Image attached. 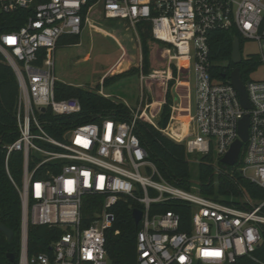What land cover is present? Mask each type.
I'll return each mask as SVG.
<instances>
[{
    "label": "built area",
    "instance_id": "2783aa9c",
    "mask_svg": "<svg viewBox=\"0 0 264 264\" xmlns=\"http://www.w3.org/2000/svg\"><path fill=\"white\" fill-rule=\"evenodd\" d=\"M0 6L5 12L31 10L19 29L0 35V51L20 88L17 137L3 144L6 171L22 201L18 264H112L107 231L114 207L128 199L143 212L138 264H264L256 256L264 243V196H242L241 205L227 204L176 186L160 175L136 132L144 116L159 128L164 102L153 114L148 81L162 79L166 89L175 80L190 88L193 77L189 130L182 139L168 135L183 143L187 154H213L221 161L241 139L239 123L249 114L248 139L235 166L264 191V76L254 79L253 71L244 81L251 104L245 109L231 78L214 76L209 59L210 32L235 29L244 40L257 41L264 70V0H0ZM97 8L103 18L124 20L135 30L139 22H150L153 38L172 46L165 50L168 66L145 72L141 60L139 103L127 120L105 116L68 128L59 138L48 130L46 113L72 115L82 105L76 97H55L57 42L63 34H81ZM180 111L173 107L163 131ZM15 152L23 154L19 185L9 167ZM176 201L191 206L189 220L175 209L153 210ZM91 204L98 210L88 220L85 208ZM30 222L61 230L49 251L29 252Z\"/></svg>",
    "mask_w": 264,
    "mask_h": 264
},
{
    "label": "trees",
    "instance_id": "16d2710c",
    "mask_svg": "<svg viewBox=\"0 0 264 264\" xmlns=\"http://www.w3.org/2000/svg\"><path fill=\"white\" fill-rule=\"evenodd\" d=\"M44 1L47 0H37V2ZM30 13L31 10L22 8L5 12L0 6V35L4 32L19 29ZM137 28H139L145 49L143 68L145 72H149L147 43L148 40L153 38L151 23L141 21L137 24ZM236 36L240 38L242 50L244 38L235 29L217 28L210 32L209 59L212 65V73L217 78L229 79L232 71L239 66L243 80L247 81L250 73L256 71L261 62L256 53L244 58L239 65L233 63V41ZM79 42L80 34L66 33L59 38L57 48L61 45L77 44ZM110 78L111 76H106L103 85L108 84ZM174 84L175 80H171L169 83L170 88L166 93V101L167 99L171 101L173 93L171 87ZM100 89L101 84L96 89H92L56 80V99L76 97L81 102L82 110L72 115H54L51 111H48L45 115V118L49 121L48 130L60 138L68 128L77 124L99 120L105 116H111L117 120H127L130 115L129 106L100 94ZM19 90V82L15 71L0 51V223L6 224L14 231L12 240H8L7 236L0 231V264H18L21 248V195L6 171V151L3 148L4 143L13 141L17 137L15 108ZM171 114V103L165 102L159 114L160 118H158V124L161 128L165 129L168 126ZM136 132L148 152V158L156 165L160 175L176 186L184 189L189 188L192 173L185 145L165 135L162 130L148 122L140 121ZM176 132L180 134L172 125L170 133L176 135ZM217 164L223 168V171L217 174L219 180L217 184H215L216 173L214 171L215 159L213 154L202 156L197 164L201 184L200 190L203 195L227 204L236 205H241L240 198L244 196V191L255 199L264 196L262 188L243 176L235 165L229 166L220 160L217 161ZM9 165L11 175L19 185L23 174V154L15 152ZM138 206L140 205L137 202L128 199L120 201L114 207L115 219L113 226L107 231V251L112 264H138L136 244L139 226L133 217V210ZM169 209L180 212L185 221L191 217V206L184 201L159 204L153 207V210L165 211ZM97 210V204L86 207V219L90 220ZM60 232L61 230L52 229L47 225L30 222L28 232L29 252L49 251L52 241ZM11 252L16 255L15 262L8 258V253ZM256 256L264 262V243L257 250Z\"/></svg>",
    "mask_w": 264,
    "mask_h": 264
},
{
    "label": "rangeland",
    "instance_id": "374dc122",
    "mask_svg": "<svg viewBox=\"0 0 264 264\" xmlns=\"http://www.w3.org/2000/svg\"><path fill=\"white\" fill-rule=\"evenodd\" d=\"M147 46L149 49V71L151 69L166 68L169 59L165 50L172 46L153 38L148 40ZM258 51L259 47L256 40H244L242 46L243 56L256 54ZM144 52V43L139 28L135 30L124 20L103 18L101 11L97 8L92 20L86 24L83 32L80 34V42L77 44L61 45L56 49L55 75L58 80L76 86L96 89L101 84L102 93L99 92L100 94L112 98L117 102L125 103L129 106L131 113V108H136L139 103V95L141 93L139 74ZM114 65L115 70H111ZM128 70L130 71L128 72ZM106 76H111V78L108 84L103 85ZM263 76V67H259L251 75L254 79H259ZM160 81L162 79L147 82L149 88L146 91L150 95V101L157 102V104H152V113L155 114L157 112L161 103L160 101L171 103L172 110L173 107L177 108L180 106L181 111L175 114L177 117L170 124L168 131H163V128L159 124L158 129L169 136L168 132H171V126L173 125L180 134L177 132L176 135L170 134L181 139L189 130L186 114L194 107V79L193 77L189 79L190 88H187L184 85L185 83L177 84L175 82L171 87L173 92L171 101L168 99L166 101V93L170 88V81L166 89L164 86H161ZM147 113L150 116V111ZM158 118H160V115ZM141 122L151 124L146 116H144ZM178 126H181V129ZM201 157L202 155L199 153L188 154L191 164L192 181L190 187L186 190L195 194H202L197 165ZM214 171L216 173L215 184H217L219 182L217 174L223 171V168L218 166L216 161ZM142 173L145 174L143 171ZM152 194L157 195L158 193L152 191ZM244 196H249V194L244 191Z\"/></svg>",
    "mask_w": 264,
    "mask_h": 264
},
{
    "label": "water",
    "instance_id": "95a60500",
    "mask_svg": "<svg viewBox=\"0 0 264 264\" xmlns=\"http://www.w3.org/2000/svg\"><path fill=\"white\" fill-rule=\"evenodd\" d=\"M232 61L234 64L239 65L243 61L242 57V50H241V42L240 38L238 36L234 37L233 41V52H232ZM231 81L234 87L236 88L241 104L245 109H249L251 104L249 101L248 93L246 90V86L242 77V73L240 70V67L237 66L231 73ZM249 123H250V117L249 114H246L239 123V134L241 139L234 142L229 152L221 159V162L233 166L235 165L239 160V155L241 151V147L243 144V141H246L248 139L249 135ZM142 210L139 208H135L133 210V217L135 219V222L137 225H139L140 220L142 218ZM0 231H2L8 238V240H12L14 237V231L8 227L4 223H0ZM8 258L12 261H16V255L14 253H8Z\"/></svg>",
    "mask_w": 264,
    "mask_h": 264
},
{
    "label": "bare ground",
    "instance_id": "6f19581e",
    "mask_svg": "<svg viewBox=\"0 0 264 264\" xmlns=\"http://www.w3.org/2000/svg\"><path fill=\"white\" fill-rule=\"evenodd\" d=\"M181 61L184 63V60H183V59H181ZM179 84H184V82H181V83H179ZM154 104H157V102H154ZM189 121H190V120H189V118H188L187 123H188V125L190 126ZM178 128L181 129V126H178ZM188 129H189V127H188ZM186 134H187V133H185V134L183 135V137H184ZM183 137H182V138H183ZM182 138H181V139H182Z\"/></svg>",
    "mask_w": 264,
    "mask_h": 264
},
{
    "label": "crops",
    "instance_id": "0c3cea01",
    "mask_svg": "<svg viewBox=\"0 0 264 264\" xmlns=\"http://www.w3.org/2000/svg\"><path fill=\"white\" fill-rule=\"evenodd\" d=\"M123 55H124V54H123ZM119 60H120V59H119ZM119 60H118V61H119ZM118 61H117V62H118ZM116 64H117V63H116ZM116 64H115V65H116ZM115 65L111 68V70H115ZM160 104H161V103H160ZM181 105H182V101H181Z\"/></svg>",
    "mask_w": 264,
    "mask_h": 264
}]
</instances>
